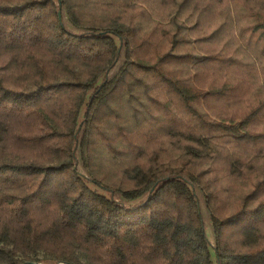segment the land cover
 I'll return each mask as SVG.
<instances>
[{
    "label": "trees",
    "instance_id": "obj_1",
    "mask_svg": "<svg viewBox=\"0 0 264 264\" xmlns=\"http://www.w3.org/2000/svg\"><path fill=\"white\" fill-rule=\"evenodd\" d=\"M0 264H264V0H0Z\"/></svg>",
    "mask_w": 264,
    "mask_h": 264
}]
</instances>
